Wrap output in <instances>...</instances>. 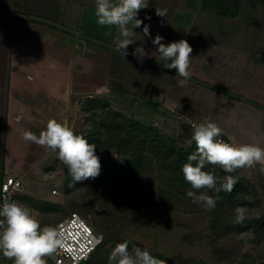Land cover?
<instances>
[{
  "label": "rangeland",
  "instance_id": "1",
  "mask_svg": "<svg viewBox=\"0 0 264 264\" xmlns=\"http://www.w3.org/2000/svg\"><path fill=\"white\" fill-rule=\"evenodd\" d=\"M83 1L85 13L76 12V20L70 21L64 13V8L69 10L66 0H0L2 74L8 71L9 44L15 33L26 35L30 46L46 53L47 61L56 53V45H73L76 59L71 63L88 73L89 83L75 95L70 127L96 144L101 162L99 177L74 183L53 152L39 158L34 163L37 168L23 178L20 202L35 210L42 225L57 226L74 213L88 220L104 242L86 264H108L112 249L124 240L172 264H264V230L259 234L252 228L214 233L212 209L205 210L186 195L169 193L167 162L157 158L153 144L142 142L139 131H129L131 122L153 127L168 142L175 140L178 147L188 148L191 123L212 120L223 129L226 140L231 137L236 143L264 147V0H239V10L231 7L230 11L235 17L228 18L216 8L200 7L202 0H149L138 19L150 24L151 37L159 34L168 42L185 39L193 48L191 79L183 87L176 70L163 68L158 57L157 62L146 58L138 63L131 55L124 58L114 51L117 29L99 26L94 0ZM159 9H166L167 14L158 16ZM20 21L28 25L16 29ZM136 31L143 35V24ZM141 44L146 51L154 50L150 38L143 41L137 36L127 51ZM104 84L111 87V95L95 96ZM96 126L99 135H95ZM1 139L0 132V151ZM117 161L136 167L134 173L120 175L118 180L141 191L137 204L126 195L112 197L109 191L117 184L111 175L125 170L113 166ZM259 168L235 171L247 183L238 205L248 208L246 219L250 220L264 214V173ZM5 176L0 173V184ZM54 191L61 195H53ZM229 217L234 219L233 210ZM0 264L13 261L0 255Z\"/></svg>",
  "mask_w": 264,
  "mask_h": 264
},
{
  "label": "clouds",
  "instance_id": "2",
  "mask_svg": "<svg viewBox=\"0 0 264 264\" xmlns=\"http://www.w3.org/2000/svg\"><path fill=\"white\" fill-rule=\"evenodd\" d=\"M148 7L149 0H94V15L99 26L117 29V36L113 40L114 51L122 53L124 58L131 55L138 63L146 58H154L157 62L158 57L164 62L163 68L176 70V77L181 78L179 86L183 87L191 79L193 48L185 39L168 42L159 34L152 38L150 24H144L143 20L138 19L140 10ZM156 14L164 17L167 10H156ZM145 19L150 20V17ZM142 24L143 35L136 31ZM137 36H142L143 41L145 37L150 38L154 50L146 51L141 44L129 53L127 49L136 44ZM111 92L109 84H104L95 90L94 95H111ZM191 129V142L195 144V151L188 155L181 172L192 189L186 192L192 203L205 210L214 209L219 199L218 194L221 191L231 193L238 183V177L231 175L236 169L259 165V171L264 173V147L259 144L236 143L231 137L223 139V129L212 120L191 123ZM23 138L53 152L74 183L95 179L101 174L96 144L89 143L87 138L75 133L64 122L50 118L39 136L25 131ZM208 165L220 166L226 175L221 178L214 170H206ZM15 188H20L19 181ZM209 191L215 195H210ZM53 195L61 193L54 191ZM248 211L245 206H235L233 223L243 224ZM81 227L85 232L88 231L83 223ZM102 239L103 237L99 238ZM129 245L128 240L117 243L108 256V264H166V260L153 256L147 249L135 245L130 248ZM59 250L73 252L60 226L42 225L35 210L23 202L8 198L0 200V255L12 260L13 264H48L45 257H50Z\"/></svg>",
  "mask_w": 264,
  "mask_h": 264
},
{
  "label": "crops",
  "instance_id": "3",
  "mask_svg": "<svg viewBox=\"0 0 264 264\" xmlns=\"http://www.w3.org/2000/svg\"><path fill=\"white\" fill-rule=\"evenodd\" d=\"M83 3V0H66L69 10L64 8V13L69 14L70 21L76 20L77 14L85 13ZM199 5L204 8L203 0ZM26 25L27 22L20 21L14 27L23 29ZM56 39L54 41L60 40ZM30 45L26 35L22 38L15 33L14 40L9 44L8 71L6 74L0 72V173L22 179L37 168L34 164L37 159L52 153L43 146L25 140L23 133L31 131L39 136L50 118L70 126L73 106L77 101L75 95L81 93L89 83L88 73L71 63L75 58L72 56L73 45H56V53H51L49 61L39 47Z\"/></svg>",
  "mask_w": 264,
  "mask_h": 264
},
{
  "label": "trees",
  "instance_id": "4",
  "mask_svg": "<svg viewBox=\"0 0 264 264\" xmlns=\"http://www.w3.org/2000/svg\"><path fill=\"white\" fill-rule=\"evenodd\" d=\"M210 1H212V3H210ZM232 1H234L233 5L230 4V2ZM215 4H217V6H214ZM203 5L204 7L205 5H207L206 7L208 8H213V9L216 8L219 14L228 18V17H235L236 14L234 16L230 14L231 7H234L236 10H239L240 2L239 0H203ZM114 60H115L114 67L118 70L120 66L117 65L116 63L118 62L117 56L114 57ZM87 103H89V105L92 106L93 102L90 99H88ZM129 127H130L129 128L130 133H132L133 131H139V133L142 136V142H145V143L150 142L151 144H153L154 148L158 150L159 152L157 153V156H158L157 158H163V160L167 162L165 164L166 165L165 170L167 172V175H166V179L168 182L167 184L170 188L169 193L176 192L178 194L186 195V192L188 190H192L190 188V185L185 182L183 178V173L181 172V168L183 164L187 162L188 155H190L191 153L195 151V144L192 143V145L188 148L178 147L177 141L170 140L168 142L153 127H147V126L137 124L134 122H131ZM96 131H97V134L95 135H99V133H101L100 129L97 128V126H96ZM113 166L118 169L124 168L125 170L121 174L113 173L111 175V177L113 176L112 179H114L117 184L113 185L114 187H112L109 190L110 192L113 193L112 194L109 192V195L112 194V197L117 196V195L118 196L126 195L130 197L129 199L130 201L133 200V203L137 204L138 201L140 200L139 196L141 195V191L138 188H131V186L129 185L128 186L125 184L123 185L122 183H119V180H118L120 175L122 176V175L134 173L136 169L134 163L117 161V162H114ZM206 170H209V171L214 170L216 175L221 178L224 175H226V173H224L223 170L218 165L217 166L208 165L206 166ZM231 175L237 176L235 172L232 173ZM80 182H85V180L80 181ZM245 190H247L246 181L243 178L238 177V183L235 185L231 193L221 191L218 194L219 199L217 200L216 207L212 209V229L214 233L226 235L229 233L243 232L245 230L252 228L254 232L259 234L260 232L264 230V214H261L259 217L251 219V220L245 219L243 224H234L232 218L229 217L230 212H232L235 206H237L238 203L243 198ZM209 194L215 195V193L212 191H209ZM105 242L107 244L109 240L106 239ZM133 245L136 246V243L131 242L130 247H132ZM97 252L95 253V255L97 254ZM153 256H156L162 260H166V264H172V261L164 259L157 254H153ZM190 264H206V263L202 261H192L190 262Z\"/></svg>",
  "mask_w": 264,
  "mask_h": 264
},
{
  "label": "built area",
  "instance_id": "5",
  "mask_svg": "<svg viewBox=\"0 0 264 264\" xmlns=\"http://www.w3.org/2000/svg\"><path fill=\"white\" fill-rule=\"evenodd\" d=\"M17 181L20 182L19 189L15 188ZM24 188L25 183L21 177L7 175L0 185V200L8 198L20 201ZM81 223L88 229L87 232L83 230ZM57 226H60L65 232L67 242L72 247L73 252L66 253L59 250L52 256L47 257L52 264H86L92 259L103 242L99 240L100 236L95 233L92 224L79 214H71L60 221ZM98 240L99 242H97Z\"/></svg>",
  "mask_w": 264,
  "mask_h": 264
},
{
  "label": "water",
  "instance_id": "6",
  "mask_svg": "<svg viewBox=\"0 0 264 264\" xmlns=\"http://www.w3.org/2000/svg\"><path fill=\"white\" fill-rule=\"evenodd\" d=\"M80 46H82V43H80Z\"/></svg>",
  "mask_w": 264,
  "mask_h": 264
}]
</instances>
